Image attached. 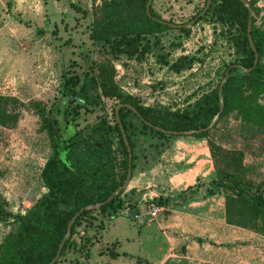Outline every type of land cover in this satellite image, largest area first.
<instances>
[{
    "label": "trees",
    "instance_id": "16d2710c",
    "mask_svg": "<svg viewBox=\"0 0 264 264\" xmlns=\"http://www.w3.org/2000/svg\"><path fill=\"white\" fill-rule=\"evenodd\" d=\"M146 1L100 0L98 5H94V0H91L89 41L99 45L109 58L142 61L145 55L158 47L157 35L173 29L157 21L164 20L152 11L153 0L149 5V16L145 14ZM205 3L203 0L201 8L187 22L199 14ZM247 3L251 11L249 36L254 51L246 37L248 12L238 0H210L203 15L194 21L195 24L208 16L222 29L225 28L235 58L222 68L213 87L183 109L144 106L136 98L123 94L113 81L114 70L107 58L93 62L90 73L65 71L60 74V96L65 100L61 109L56 105L47 107L40 101L27 103V109L36 115L48 138L50 153L39 172L45 192L35 200L25 216L11 215L0 197V222L12 219L15 226L1 240L0 264H48L65 235L67 223L76 213L69 236L53 264L70 249L78 259L88 260L92 238L83 237L78 231L102 230L105 218L123 209L125 204L123 190L112 194L122 185L127 170V153L118 123L131 152L130 166L133 170L134 143L129 130L132 126L126 120L128 115L137 120L140 133L148 132L151 138L161 140L189 136L200 140L208 138L220 120L234 114L241 132L250 133L253 150L264 156V105L258 102L264 96V26H255L253 16L259 12L254 5L255 0ZM177 30L186 34L183 27ZM254 54L257 61L251 68ZM155 57L173 73L188 70L195 60L180 56L168 63L165 54ZM222 79V110L212 127L202 131L218 111L217 89ZM104 100L113 102L110 120L105 115H97L82 128L69 126L67 118L72 120L80 110L91 112L100 108ZM118 105L122 106L115 114L114 109ZM123 105L130 106L135 113ZM54 115H60L66 125L63 128L69 130V134H60ZM189 131L199 132L184 134ZM207 148L213 165V178L207 183L205 194L223 195L225 224L264 238V177L257 183L244 179L240 152L227 151L209 139ZM187 189L192 193L190 187ZM109 197V201L104 203ZM153 201L161 206L160 199ZM98 204L102 205L94 211L84 210ZM106 252L109 259L117 256L112 245L106 248ZM70 263L80 264L76 261Z\"/></svg>",
    "mask_w": 264,
    "mask_h": 264
},
{
    "label": "rangeland",
    "instance_id": "374dc122",
    "mask_svg": "<svg viewBox=\"0 0 264 264\" xmlns=\"http://www.w3.org/2000/svg\"><path fill=\"white\" fill-rule=\"evenodd\" d=\"M202 2L153 0L152 11L165 22L183 25L198 12ZM99 3L100 0H94V5ZM90 10L91 0H0V197L13 216H25L35 200L45 192L39 172L50 153L48 138L40 122L26 105L29 101H40L47 107L56 105L61 109L65 102L59 89L61 73H90L93 62L107 58L114 70L113 81L123 94L136 98L144 106L172 110L183 109L207 92L218 80L222 68L235 58L228 31L207 16L185 28L186 34L177 29L158 34V47L153 48L142 61L125 57L112 59L88 39ZM253 19L255 26H262L264 14L254 13ZM157 54H165L168 63L180 56L195 60L188 70L173 73L156 61ZM258 102L264 105V96ZM112 105V101L104 100L100 108L91 112L80 110L72 120L67 118L69 126L82 128L97 115H105L110 120ZM54 118L60 134H69L70 131L63 128L66 125L60 115H54ZM126 120L132 126L129 130L136 164L151 155L157 156L159 151L169 150L176 140L195 146L198 154L203 148L208 152L209 139L227 151L241 153L244 179L257 183L264 177V156L253 150L250 133L241 132L234 114L220 120L208 138L200 140L189 136L157 140L148 132L140 133V125L131 115ZM207 161L211 165V173L197 180L198 183L209 182L213 178L209 152ZM166 202L160 198V207H164ZM131 219L129 216L112 217L109 224V231L113 226L121 245L132 251L135 248L133 252L143 249L148 257L165 249L154 225L149 228L153 236L142 244L138 245L136 240L121 241L123 237L135 238L137 228ZM14 228L12 219L0 222V243ZM246 242L244 239L240 241L241 248L246 247ZM254 243L256 264H264V238L256 235ZM91 246L90 258L81 261L82 264H94L93 259L97 256L92 252L98 245L93 243ZM112 246L118 249L115 243ZM76 259L77 254L70 249L55 264H72L70 261Z\"/></svg>",
    "mask_w": 264,
    "mask_h": 264
},
{
    "label": "crops",
    "instance_id": "0c3cea01",
    "mask_svg": "<svg viewBox=\"0 0 264 264\" xmlns=\"http://www.w3.org/2000/svg\"><path fill=\"white\" fill-rule=\"evenodd\" d=\"M254 5L259 15L264 14V0H255ZM262 24L264 26V22ZM194 147L186 141L176 140L169 150L159 151L155 157L151 155L137 164L133 160L130 180L123 190V198H129L131 205L114 216H129L136 224L135 238L123 237L121 241L129 239L142 244L153 236L149 228L154 225L165 249L152 257L144 254L143 249L133 252L135 248L132 251L118 242L113 226L109 231L111 218L103 221L102 230L80 231L83 237H91L92 244L98 245L92 252L97 256L93 259L94 264H256V234L224 223L223 195H206L208 181H197L211 173L207 149L203 148L198 154ZM195 183L199 185H193ZM189 187L190 194L187 193ZM144 193L167 200L161 207L164 216L160 212L153 221L149 218L141 200ZM243 239L247 241L245 248L239 245ZM112 243L118 247H113L117 256L109 259L106 248ZM74 261L82 264L80 259Z\"/></svg>",
    "mask_w": 264,
    "mask_h": 264
},
{
    "label": "water",
    "instance_id": "95a60500",
    "mask_svg": "<svg viewBox=\"0 0 264 264\" xmlns=\"http://www.w3.org/2000/svg\"><path fill=\"white\" fill-rule=\"evenodd\" d=\"M152 0H147L146 3H145V7H144V12L147 16H149L148 14V9H149V5L151 3ZM240 3H242V5L247 9V12H248V19H247V22H246V37H247V40H248V43H249V46L251 48L252 51H254L253 49V46H252V43H251V40H250V36H249V32H250V24H251V11L249 9V6H248V3H247V0H238ZM210 4V0H206V3H205V6L203 7V9L199 12V14L194 18L192 19L191 21L183 24V25H175V24H170V23H167L165 21H161V20H157L159 23L163 24V25H167L169 28H173V29H178L180 27H183V28H188L190 25H192L194 23V21L203 15V13L205 12V10L208 8ZM256 61H257V57H256V54H254V60H253V64H252V67H254V65L256 64ZM247 72V70H246ZM224 79H222L219 83V86H218V89H217V97H218V104H219V108H218V111L216 113V115L214 116V118L212 119L211 123L205 127L204 129H202V131H205V130H209L213 123L215 122V120L217 119V117L219 116L221 110H222V101H221V95H220V90H221V84L223 83ZM122 105H118L115 107L114 109V113L116 114L117 112V109L119 107H121ZM125 106V108L127 109H130L133 113H135V111L128 105H123ZM149 125V124H147ZM118 126H119V129H120V132H121V138H122V141H123V145L125 147V150H126V153H127V170H126V175H125V179L122 183V185L117 188L112 195H115V194H118L120 191L124 190L125 187L127 186L129 180H130V176H131V152H130V149L128 147V143H127V140L125 138V135L123 133V131L121 130V125L118 123ZM156 130H159L158 128H155ZM199 131H195V132H192V131H189V132H185L184 134L186 135H189L191 133H198ZM110 197L104 202L106 203L107 201H109ZM102 203V204H104ZM102 204H98V205H94V206H88L86 207L84 210H91V211H94L96 209H98ZM81 212V211H79ZM78 213H76L70 220L69 222L67 223V226H66V231H65V235L63 237V239L61 240V242L59 243L58 247H57V251L54 255V257L52 258V260L48 263V264H53L58 256H59V253H60V250L62 248V245L64 243V241L68 238L69 236V229H70V226L74 220V218L77 216Z\"/></svg>",
    "mask_w": 264,
    "mask_h": 264
},
{
    "label": "built area",
    "instance_id": "2783aa9c",
    "mask_svg": "<svg viewBox=\"0 0 264 264\" xmlns=\"http://www.w3.org/2000/svg\"><path fill=\"white\" fill-rule=\"evenodd\" d=\"M183 47H185V45H183ZM122 195H123V193H122ZM141 197H142L141 200L144 202L145 211H146L147 215L149 216V218L153 221L161 212V207L154 203L153 200L156 198L149 197L145 193L143 195H141ZM124 201H125V204H124L123 209L130 206L131 202H132L129 198L124 199ZM123 209L117 211L114 215L110 216L109 218H105V220H109L112 217H114L115 215L120 214Z\"/></svg>",
    "mask_w": 264,
    "mask_h": 264
}]
</instances>
